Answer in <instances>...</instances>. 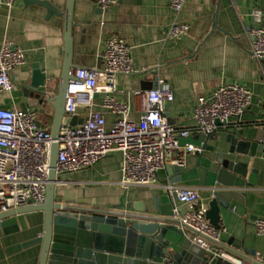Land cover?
Wrapping results in <instances>:
<instances>
[{
    "label": "crops",
    "instance_id": "1",
    "mask_svg": "<svg viewBox=\"0 0 264 264\" xmlns=\"http://www.w3.org/2000/svg\"><path fill=\"white\" fill-rule=\"evenodd\" d=\"M63 13L48 16L44 6L15 0L12 7L0 0V45L3 40L21 46L26 63L11 73L14 89L0 93V106L19 107L25 102L22 84L30 77L32 64L40 62L50 81L49 95H55L65 64V19L67 0H48ZM171 0H118L102 11L95 0H75L73 62L81 67L101 66V54L105 39L113 34L124 37L132 47L138 72L120 75L117 98L129 100L133 110L131 117L140 118L139 101L133 90L141 89L143 82L162 79L174 91L173 101L166 103L165 114L177 129L187 128L192 133L181 137L180 143L203 145V153H190L181 173L184 186H195L200 197L209 207L210 188L199 184L198 165H211L210 157L217 150H228L225 133L218 138L201 140V134L193 131L194 106L201 96H209L219 85L239 82L251 89L252 104L240 117H233L230 124L242 130L246 138L261 145L251 156L248 177L256 168L252 187L234 188L240 195L230 199L229 207L220 208V241L243 240L245 246L254 247L264 258V235H258L255 221L264 214V61L254 58L249 49L252 41L250 29L254 25L252 11L264 10V0H186L180 13H175ZM174 20L190 24L189 32L180 40L167 36V29ZM103 22V23H102ZM27 108L37 112L38 122L52 128L55 109L53 101L30 100ZM103 111L107 127L112 126L116 115L96 105ZM87 114L81 113L80 119ZM210 146L215 147L214 151ZM242 157V155H233ZM123 155L116 151L93 166L64 177L66 182L56 185V198L63 202L84 206L114 207L121 198L134 210L145 211L153 204L154 195L165 192L162 183L179 173L170 174L167 168L158 172V184L129 186L121 184ZM247 177V179H248ZM231 190V189H228ZM233 190V189H232ZM185 206H180L185 211ZM20 231L4 234L0 228V264H38L40 247L34 245L19 251L9 249L43 230L44 213L28 212L16 216ZM175 234L168 232L167 237ZM232 260L237 258L221 253Z\"/></svg>",
    "mask_w": 264,
    "mask_h": 264
},
{
    "label": "built area",
    "instance_id": "2",
    "mask_svg": "<svg viewBox=\"0 0 264 264\" xmlns=\"http://www.w3.org/2000/svg\"><path fill=\"white\" fill-rule=\"evenodd\" d=\"M10 7L15 0H5ZM105 11L118 0H95ZM186 0H171L175 13H180ZM254 25L251 55L264 61V10L252 11ZM103 23V22H102ZM190 30V24L174 20L167 29V36L182 39ZM103 64L78 67L73 71L66 96V116L86 113L83 122L72 126L63 124L58 137L59 153L56 172L57 184L66 182L65 176L87 169L106 156L119 151L123 155L121 184L153 187L159 182L158 172L168 165L186 166L190 153H203L204 146L180 143L192 130L177 129L165 114L166 103L173 101L174 91L160 79L151 89L133 90L138 98L140 118L131 117L133 106L129 100L117 98L120 75L138 72L132 47L117 34L104 41L101 54ZM26 63L24 49L18 44L3 40L0 45V93L11 92L14 82L11 73ZM250 88L239 82L219 85L209 96L198 98L194 106L193 131L208 135L230 124L233 117H240L252 104ZM116 115L112 126L107 127L103 111L96 105ZM219 122V123H218ZM53 137L51 128L38 122L33 109L0 106V213L19 207L43 203L46 199L50 173V156ZM264 152V137L261 139ZM169 194H176L179 206L173 208L176 217L198 232L220 240L221 229L207 216L209 207L201 200L199 189L176 183H162ZM185 206V211L180 206ZM258 235H264V214L255 221ZM193 242L212 251L214 245L207 239L193 235ZM256 259L264 258L256 253ZM169 261V259H167ZM169 264H174L169 262ZM243 264H253L245 261Z\"/></svg>",
    "mask_w": 264,
    "mask_h": 264
},
{
    "label": "water",
    "instance_id": "3",
    "mask_svg": "<svg viewBox=\"0 0 264 264\" xmlns=\"http://www.w3.org/2000/svg\"><path fill=\"white\" fill-rule=\"evenodd\" d=\"M25 1L44 6L48 16L63 13L48 0ZM74 5L75 0H67L64 12L65 64L55 95H49L52 88L40 62L32 64L31 75L22 84L25 97L22 108L27 109L30 100H51L55 117L51 128L53 142L45 201L0 213V228L4 234L20 231L17 215L35 211L44 213L43 230L34 238L12 246L9 252L38 245V264H243L245 261L264 264L256 259V248L245 246L242 239L215 240L182 223L173 212V208L181 203L176 194L171 195L166 189L164 193L154 195L153 204L145 211L127 206L123 198L114 207L84 206L56 198L60 129L64 123L75 126L83 122L77 115H65L68 84L74 78L73 71L81 67L73 62ZM154 85V82H143L141 89H151ZM220 132L226 134L224 140L229 143L228 150H217L209 158L211 165H198L199 184L209 187L211 192L207 216L216 226H219L220 208H228L230 199L240 195L234 188L254 185L257 169L252 168L248 177L249 163L255 149L261 145L246 138L242 130L237 131L231 124L211 134L201 135V140L205 142L209 138H218ZM210 150L214 151L215 147L210 146ZM166 168L170 174L180 175L164 183L181 182L180 172L184 168L171 165ZM169 231L175 235L167 237ZM193 235L209 240L214 245L212 251L193 242ZM224 252L237 260L221 254Z\"/></svg>",
    "mask_w": 264,
    "mask_h": 264
}]
</instances>
